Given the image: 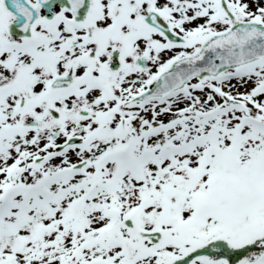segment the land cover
<instances>
[{
    "label": "snow or ice",
    "instance_id": "1",
    "mask_svg": "<svg viewBox=\"0 0 264 264\" xmlns=\"http://www.w3.org/2000/svg\"><path fill=\"white\" fill-rule=\"evenodd\" d=\"M0 264H264V0H0Z\"/></svg>",
    "mask_w": 264,
    "mask_h": 264
}]
</instances>
